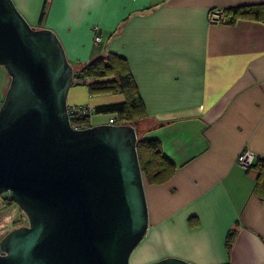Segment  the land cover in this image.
I'll use <instances>...</instances> for the list:
<instances>
[{
    "label": "crops",
    "instance_id": "0c3cea01",
    "mask_svg": "<svg viewBox=\"0 0 264 264\" xmlns=\"http://www.w3.org/2000/svg\"><path fill=\"white\" fill-rule=\"evenodd\" d=\"M13 2L29 24L56 33L73 66L106 52L123 58L143 136L158 139L174 164L168 180L144 181L148 228L129 264L165 256L264 264V0ZM214 8L226 11L225 22L208 21ZM103 79H73L67 104L124 100L88 92ZM94 114L110 117L90 116L88 126L116 123L113 112ZM244 149L255 155L246 169L236 162Z\"/></svg>",
    "mask_w": 264,
    "mask_h": 264
},
{
    "label": "water",
    "instance_id": "95a60500",
    "mask_svg": "<svg viewBox=\"0 0 264 264\" xmlns=\"http://www.w3.org/2000/svg\"><path fill=\"white\" fill-rule=\"evenodd\" d=\"M0 65L9 76L0 194L28 219L0 238V264H129L148 228L135 127L70 125L73 65L56 33L29 24L13 0H0ZM146 264L194 263L165 256Z\"/></svg>",
    "mask_w": 264,
    "mask_h": 264
},
{
    "label": "trees",
    "instance_id": "16d2710c",
    "mask_svg": "<svg viewBox=\"0 0 264 264\" xmlns=\"http://www.w3.org/2000/svg\"><path fill=\"white\" fill-rule=\"evenodd\" d=\"M44 8L43 6L41 9L39 22L42 21ZM254 13L258 12L254 11ZM123 65L122 57L106 52L103 55L92 57L85 63L74 65L73 79L105 78L88 83V92L90 94L106 92L123 95L124 100L122 101L93 107V113L113 112L116 115L114 120L116 123H130L135 127L136 134H138L136 150L143 181L162 183L172 175L174 164L163 154L158 139L143 136L148 128L142 126L144 116L142 115L141 102L131 74L125 65L123 68ZM81 123L88 126V118L82 120ZM7 199H9L8 196ZM231 237L232 233H228L226 237L227 246Z\"/></svg>",
    "mask_w": 264,
    "mask_h": 264
},
{
    "label": "rangeland",
    "instance_id": "374dc122",
    "mask_svg": "<svg viewBox=\"0 0 264 264\" xmlns=\"http://www.w3.org/2000/svg\"><path fill=\"white\" fill-rule=\"evenodd\" d=\"M8 83H9V76L3 65H0V103L3 99ZM109 94L115 96L122 95L120 93H109ZM96 115H101V116H96ZM90 116H92L93 121L96 117H100L101 119L105 118V120H107L110 117L108 115L94 114V113H92ZM27 223H28V219L25 212L15 202H13L10 199H7L6 192L0 194V238L11 228Z\"/></svg>",
    "mask_w": 264,
    "mask_h": 264
},
{
    "label": "built area",
    "instance_id": "2783aa9c",
    "mask_svg": "<svg viewBox=\"0 0 264 264\" xmlns=\"http://www.w3.org/2000/svg\"><path fill=\"white\" fill-rule=\"evenodd\" d=\"M208 21L210 23H222L227 20L226 11L221 8L210 9L207 14ZM100 40L99 35L94 36V41ZM67 113L70 119V125L74 128L84 127L82 120L89 118L93 113V107L87 104H68ZM72 119V120H71ZM255 155L249 149H244L236 158V162L244 169L251 166Z\"/></svg>",
    "mask_w": 264,
    "mask_h": 264
}]
</instances>
